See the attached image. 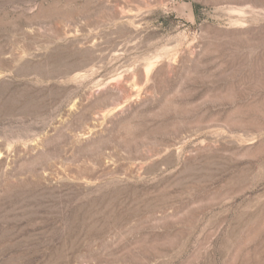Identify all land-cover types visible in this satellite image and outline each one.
<instances>
[{
    "label": "rangeland",
    "instance_id": "rangeland-1",
    "mask_svg": "<svg viewBox=\"0 0 264 264\" xmlns=\"http://www.w3.org/2000/svg\"><path fill=\"white\" fill-rule=\"evenodd\" d=\"M0 264H264V0H0Z\"/></svg>",
    "mask_w": 264,
    "mask_h": 264
}]
</instances>
